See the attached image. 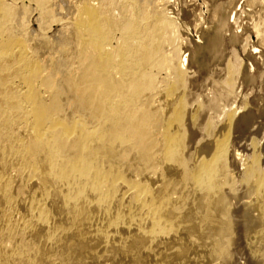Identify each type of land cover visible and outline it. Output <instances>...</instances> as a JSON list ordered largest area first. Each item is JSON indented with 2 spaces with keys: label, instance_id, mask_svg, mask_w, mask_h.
<instances>
[{
  "label": "bare ground",
  "instance_id": "6f19581e",
  "mask_svg": "<svg viewBox=\"0 0 264 264\" xmlns=\"http://www.w3.org/2000/svg\"><path fill=\"white\" fill-rule=\"evenodd\" d=\"M54 3L0 0V264H229L235 206L248 264H264L260 153L232 150L235 113L206 120L187 59L154 84L175 21L135 0H70L43 28ZM33 18L40 41L17 30Z\"/></svg>",
  "mask_w": 264,
  "mask_h": 264
},
{
  "label": "rangeland",
  "instance_id": "374dc122",
  "mask_svg": "<svg viewBox=\"0 0 264 264\" xmlns=\"http://www.w3.org/2000/svg\"><path fill=\"white\" fill-rule=\"evenodd\" d=\"M53 1L50 21L43 26L46 29L63 23L68 16L66 7L70 0ZM135 1L142 14L163 9L175 21V31L167 33L162 46L163 53L169 55L151 68L155 74L154 84H166L178 63L187 59L185 84L195 95L193 101L196 96L209 98L205 101L206 120L215 126L224 122L229 112L235 113L232 150H237L244 158L251 157L257 150L264 172V0ZM33 16L38 17L37 13ZM30 23V28L19 24L17 30L26 32L28 28L40 41L45 31L39 29L35 18ZM231 71L235 74L230 75ZM228 82L231 89L226 87ZM218 92L227 96L215 99V95H211ZM231 165L239 184L242 167L233 162ZM235 187V195L243 193L241 187ZM228 219L234 229L230 239L222 242L220 259H228L229 264H248L249 253L240 239L246 231L244 214L235 206Z\"/></svg>",
  "mask_w": 264,
  "mask_h": 264
}]
</instances>
